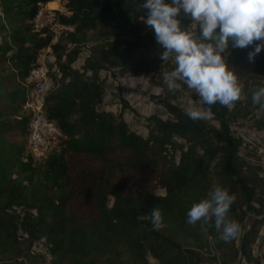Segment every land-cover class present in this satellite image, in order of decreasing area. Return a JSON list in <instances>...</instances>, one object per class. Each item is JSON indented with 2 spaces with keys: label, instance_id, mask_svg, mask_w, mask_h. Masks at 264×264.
<instances>
[{
  "label": "trees",
  "instance_id": "16d2710c",
  "mask_svg": "<svg viewBox=\"0 0 264 264\" xmlns=\"http://www.w3.org/2000/svg\"><path fill=\"white\" fill-rule=\"evenodd\" d=\"M49 1L0 0V264H206L202 250L233 264L244 228L242 262L258 264L252 245L264 226V175L240 155L243 142L231 130L229 106L217 102L210 120L193 121L186 111L152 97L167 118H145L146 135L102 109L107 84L101 73L111 60H138L145 67L162 61L164 49L143 22L146 0H69L71 15L60 20L73 32L51 47L60 77L43 108L62 137L44 157L32 156L23 109L32 85L26 80L50 37L39 38L30 21L38 4ZM177 19L182 29L200 34L183 10ZM94 32L103 34L107 49H91L75 69ZM256 43L223 53L230 69L253 67L237 107L259 108L252 95L264 84L253 75L264 79V49L248 59ZM214 185L235 195L228 218L240 227L228 241L214 220L187 222L192 205ZM158 206L157 230L151 211ZM189 240L194 248L184 245ZM41 243L46 253L36 254Z\"/></svg>",
  "mask_w": 264,
  "mask_h": 264
},
{
  "label": "clouds",
  "instance_id": "9594fccd",
  "mask_svg": "<svg viewBox=\"0 0 264 264\" xmlns=\"http://www.w3.org/2000/svg\"><path fill=\"white\" fill-rule=\"evenodd\" d=\"M147 9L143 22L154 31L157 44L164 51L159 53L162 61L174 54L175 68L164 72V83L169 91L181 90L183 82L195 91L202 105L187 111L193 121L205 120L211 116L210 106L219 102L232 106L241 97L242 86L236 71L230 70L223 53L232 48H247L250 62L264 49V0H146L141 4ZM181 10L199 28L197 33L181 27L177 19ZM254 104L264 111V86L258 87L252 95ZM235 201V195L219 185H214L206 198L194 203L187 212L188 223L203 220L214 226L224 241L235 237L239 224L228 218V212ZM152 223L159 229L162 214L159 206L151 211Z\"/></svg>",
  "mask_w": 264,
  "mask_h": 264
},
{
  "label": "rangeland",
  "instance_id": "374dc122",
  "mask_svg": "<svg viewBox=\"0 0 264 264\" xmlns=\"http://www.w3.org/2000/svg\"><path fill=\"white\" fill-rule=\"evenodd\" d=\"M105 44L106 41L103 34L99 32L92 33L91 41L82 49L74 68L80 69L82 67L83 60L89 55L91 49L102 47L103 49H107ZM47 56L48 54L45 55V60H47ZM175 66L174 54H171L167 61L153 62L148 64L147 67L143 63L138 62V60L131 61L129 65H118L111 60L101 73V77L105 79L107 84L102 109L122 119L137 133L146 135L144 128L145 118L151 115H156L163 119L167 118L164 109L155 104L151 100L152 97L168 101L186 112L192 108L204 107L195 91L189 89L183 82H177L181 84V90L169 91L167 85L164 83V72L174 70ZM230 70L236 71L238 81L243 88L245 77L252 72L253 67L249 64H240ZM253 78L257 82L264 84V79L259 77L258 74H254ZM242 98L241 95L238 101L229 106L231 130L233 135L240 138L243 142L240 155L245 163L256 171L259 170L258 172L261 175H264V111L256 107H247L245 103H241L237 107L236 103L241 101ZM122 100L127 104L129 109L123 107ZM210 119L211 116L208 120ZM158 193L162 194V191ZM111 204L112 200L109 202V205ZM244 229L240 232L239 238L243 236ZM184 245L191 248L196 246L191 240L184 243ZM240 246L239 243V254L233 264H236L240 257ZM252 248V252L257 257L258 264H264V226L261 227L259 238L252 245ZM202 252L204 263L222 264L223 257L219 253L212 250H202ZM35 253H46L44 243L39 244L35 248ZM240 264H245L241 258Z\"/></svg>",
  "mask_w": 264,
  "mask_h": 264
},
{
  "label": "built area",
  "instance_id": "2783aa9c",
  "mask_svg": "<svg viewBox=\"0 0 264 264\" xmlns=\"http://www.w3.org/2000/svg\"><path fill=\"white\" fill-rule=\"evenodd\" d=\"M50 3L55 7L49 6ZM68 4L69 0H50L48 3L38 4L37 13L30 21L33 33L39 38L50 37L49 45L38 52L34 67L26 80L32 85L23 107L30 119L27 145L35 158L44 157L52 144L62 137L60 131L45 118L43 108L47 94L53 89L54 78L60 77L59 69L53 65L51 47L67 33L73 32L71 26L63 24L60 20L61 17L71 15Z\"/></svg>",
  "mask_w": 264,
  "mask_h": 264
},
{
  "label": "water",
  "instance_id": "95a60500",
  "mask_svg": "<svg viewBox=\"0 0 264 264\" xmlns=\"http://www.w3.org/2000/svg\"><path fill=\"white\" fill-rule=\"evenodd\" d=\"M252 216L257 217L255 214H252ZM249 216H247L248 218ZM246 226V222L244 223V227ZM242 241V236L240 237V243ZM240 258H241V246H240V257L238 258L236 264H240Z\"/></svg>",
  "mask_w": 264,
  "mask_h": 264
},
{
  "label": "bare ground",
  "instance_id": "6f19581e",
  "mask_svg": "<svg viewBox=\"0 0 264 264\" xmlns=\"http://www.w3.org/2000/svg\"><path fill=\"white\" fill-rule=\"evenodd\" d=\"M49 6H51V7H52V6H54V4L50 3V4H49Z\"/></svg>",
  "mask_w": 264,
  "mask_h": 264
}]
</instances>
